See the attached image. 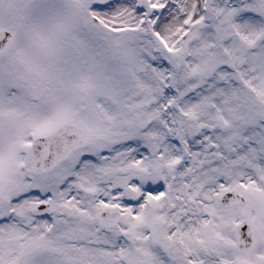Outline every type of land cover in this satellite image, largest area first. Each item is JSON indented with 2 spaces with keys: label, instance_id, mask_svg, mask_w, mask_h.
<instances>
[{
  "label": "snow or ice",
  "instance_id": "6c2138e0",
  "mask_svg": "<svg viewBox=\"0 0 264 264\" xmlns=\"http://www.w3.org/2000/svg\"><path fill=\"white\" fill-rule=\"evenodd\" d=\"M0 264H264V0H0Z\"/></svg>",
  "mask_w": 264,
  "mask_h": 264
}]
</instances>
